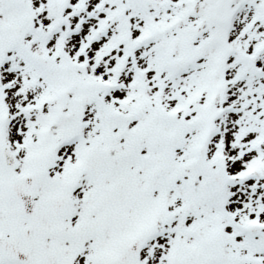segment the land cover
Returning <instances> with one entry per match:
<instances>
[{"label": "snow or ice", "instance_id": "snow-or-ice-1", "mask_svg": "<svg viewBox=\"0 0 264 264\" xmlns=\"http://www.w3.org/2000/svg\"><path fill=\"white\" fill-rule=\"evenodd\" d=\"M0 264H264V0H0Z\"/></svg>", "mask_w": 264, "mask_h": 264}]
</instances>
